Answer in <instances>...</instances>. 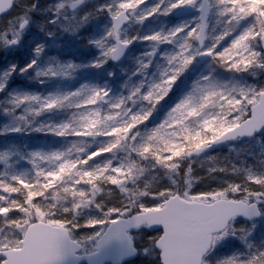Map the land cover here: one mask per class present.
<instances>
[{
	"label": "snow or ice",
	"instance_id": "obj_1",
	"mask_svg": "<svg viewBox=\"0 0 264 264\" xmlns=\"http://www.w3.org/2000/svg\"><path fill=\"white\" fill-rule=\"evenodd\" d=\"M84 3L59 0L51 22L61 17L75 20V14L68 17L65 13ZM38 4L39 0H0V24L7 25L0 30V41L19 44ZM186 6L200 12L192 24L143 37L128 34L126 25L130 23H143ZM213 13L221 18L223 30L213 37L210 46H205ZM99 15L109 16L111 26L104 36L90 41L102 50L93 63L97 68L109 59L120 60L136 39L178 42V50L168 55V67L147 91L142 81L129 95L117 99L111 97L110 88L87 84L46 97L14 96V107L5 111L13 113L28 105L27 114L19 116L28 124L32 123L29 114L39 117L65 106L76 109L70 121L42 124L35 130L78 139L66 150L32 152L28 159L35 168L33 175L0 172V264H68L71 259L83 257L92 264H103L105 250L113 243L119 244L121 259L140 254L154 264H213L209 257L229 236H238L247 251L218 259L215 264H264V247H256L249 239L264 222V173L216 156L207 158L211 161L207 176L194 175L193 167L196 157L214 144L252 137L264 130V83L232 84L205 75L163 122L143 131L157 105L198 56H210L214 63L234 72L264 69V51L255 46L264 41V0H158L150 7L148 0H109L86 13L78 23L64 27L76 32ZM242 24L246 26L237 31ZM229 37L230 43L221 47ZM44 48L43 44L36 47L37 56ZM148 55L154 56L155 49ZM37 63L33 59L21 71ZM140 63L138 71L143 72L151 60ZM80 67L71 62L50 65L39 68L37 76L71 77ZM16 68L13 64L5 73L0 91ZM139 101L147 107L134 111ZM105 105L109 106L107 110ZM24 130L23 126H6L3 131ZM98 137L104 139L98 143L90 140ZM13 155L9 150L0 151V162L8 166ZM185 161L188 163L182 168ZM207 161L199 166L204 167ZM152 169L166 170L170 182L161 184L155 176L141 181ZM229 173L236 178L214 175ZM209 177L218 179L219 186L193 191L196 183L207 182ZM101 193H105L104 199H98ZM90 208L98 214L82 220L83 210ZM239 215L246 221L238 224L235 218ZM158 226L163 230L159 231ZM83 228L96 230L78 234ZM143 229L152 233L146 242Z\"/></svg>",
	"mask_w": 264,
	"mask_h": 264
},
{
	"label": "trees",
	"instance_id": "obj_2",
	"mask_svg": "<svg viewBox=\"0 0 264 264\" xmlns=\"http://www.w3.org/2000/svg\"><path fill=\"white\" fill-rule=\"evenodd\" d=\"M28 2L31 3V0H28ZM54 2L55 0H39L37 9L31 13V20L39 21L43 27H46L47 31H44L43 33L38 32V42H36V39L34 40V45H31V47L27 46L25 58L17 65V67L20 68L18 70H21L26 65L30 64L34 58L37 59L38 63L41 65L40 67L38 66L39 68L48 67H45V62H54L52 65L66 64L70 62L76 63L80 64L81 67L77 69L71 77H67V81L71 86L70 90H64L61 92V94L80 89L85 84L89 86H101L108 84L111 88H113L111 90V97L113 99L129 95L130 92L127 86L129 83L135 80V78L132 77L135 71L131 65H134L136 60L131 59L127 62L129 59L128 58L127 60L125 59L126 61L124 60L122 63L116 65L113 64L109 59L108 62L102 67L97 68L93 66L94 61L99 58L101 54H99L95 44L85 42V37L83 34H77L76 32H72L70 30L67 31L66 35L62 33L53 34V32H49L51 28L58 27V23L60 21H65V18L61 17L56 23L51 22L54 19L52 15H55V13L52 12ZM101 16L102 15H99L90 19L87 23L83 24L82 27L84 29H88V27L91 26L90 23ZM148 22L149 20L145 22L147 26ZM6 26L7 25L2 24L1 30H3ZM244 26H246V24H242L237 28V30L240 31ZM49 33H52V35H49ZM139 36L143 37L145 36V33L142 32ZM135 41H137L138 44H136V42L133 43L134 46H132V51L137 50L140 54L145 55L152 53V49L148 48V46H150L149 40L136 39ZM230 41L231 38L229 37L222 42V45L224 44L223 46H227ZM259 43H261V41H259ZM1 44L3 45L2 41ZM39 44L45 45V48L43 53L37 56L35 49ZM29 53H32V57L31 54L29 55ZM213 64L217 67L216 73L224 76V73L227 72L228 69L214 63V61ZM39 68H37V70ZM37 70L34 67L31 68L30 76H32ZM6 71L7 70L4 69V67H0V74L2 72L5 73ZM15 75L16 73L12 72L9 79H12ZM184 75L185 74H182L176 81L171 92L164 99V103L162 100L159 105H157L155 112L144 126L143 131H147L160 124L159 121L162 120L165 110L168 109V107H172L179 99V95L188 84V79L184 81V78H186ZM158 76L159 74L155 73L154 76L150 77L149 73L147 74L146 78H151V81L155 82L160 79ZM40 78V81L34 78L36 81L41 83L36 85L34 84L35 80L29 76L16 77L14 78L13 82H10L8 87L0 92V151L9 150L15 153V155L11 157L8 166H6L5 163L0 162V172L8 170L14 172H26L28 175H33L35 168L25 155L26 150L36 149L42 150L44 152L66 150L72 145L73 142L78 139L74 136H59L52 132L35 130L42 124H62L70 121L73 118V113L76 111V109L68 106L47 111L41 114L39 117H34L29 114V119L32 120L31 124L21 120L22 126L25 129L24 131L16 132L14 134L11 132L5 133L3 131L5 129L3 123L6 122L5 118L7 115L20 116L21 114H27L28 105H22L15 112H8V114H6L5 109L14 107V105L11 103V100L15 95L48 94L52 90L55 84L53 83L55 79H49L47 82V77ZM57 78L62 79L63 76H59ZM108 107V105H105V110H107ZM145 107H147V105L143 101H139L134 105L133 110L138 111ZM103 139V137L90 138V140H94L95 143H98ZM225 146L227 148H225ZM225 146L217 148V150L210 151L208 154L202 153L200 156H216L218 160H223L227 163H235L236 165L251 169L258 173H264V152L257 148L255 137H249L247 140L238 139V141L229 142ZM122 156L123 154H121V157ZM47 163L50 164V162ZM187 163L188 161H185V164L182 165V168L185 167ZM196 165L197 164L193 165V167L196 169L194 175L204 176L206 173L199 172L200 170ZM150 171L146 172L145 175L141 177V181H143L150 174ZM227 178L234 179L236 177L229 173L227 174ZM116 190L118 191V189ZM104 198L105 193H101V195L98 197V199ZM109 202H112V200H109ZM83 212L84 214L81 217L82 220L89 215L98 214L94 208L84 209ZM228 255H231V253Z\"/></svg>",
	"mask_w": 264,
	"mask_h": 264
},
{
	"label": "rangeland",
	"instance_id": "obj_3",
	"mask_svg": "<svg viewBox=\"0 0 264 264\" xmlns=\"http://www.w3.org/2000/svg\"><path fill=\"white\" fill-rule=\"evenodd\" d=\"M58 2H59V0H55V2H54V7L52 8L53 13H55L54 9H55V6L57 5ZM106 2H109V0H85L84 5L82 7H80L79 9H77L75 11L69 9L65 13V15H68V17H72L75 14V17H76L75 20H69V19H65V21L62 20L58 23V27L51 28L49 32H53V34L62 33V34L66 35L67 31H69V30H66L64 25H67L68 23H71V24L78 23L79 19L81 17H83L86 13L93 11L99 5L104 4ZM157 2H158V0H148V6L149 7L153 6ZM175 10L169 15L158 14L157 16L150 17L148 19L149 20L148 26L145 24L146 21H144L143 23H136V22L131 23L127 27L128 34L135 36L137 34L140 35L143 32V33H145V35H149L153 32H157V31H162V32L166 33V32L171 31L174 28L179 27L183 24H192L196 20V18L198 17L197 15H194V16L189 17L188 19L178 21L174 17ZM52 17L55 18L56 13H55V15H52ZM210 20L211 21L209 23L208 39L206 41L207 42L206 46H210L214 42L213 37H215L220 31L223 30V23L221 22V18L217 14L213 13L211 15ZM90 24H91V26L88 27V29H84L82 26H80L78 31H76V33L77 34H83L85 37V39H84L85 42L90 43V44H94V43H91L90 41H92L94 39H99L102 36H104L106 31L108 30V28H110V26H111V21H110L109 16L102 15L98 19L96 18L95 20H93ZM1 26H2V24H0V30H1ZM44 31H47L45 26L43 27V25L39 21L31 20L28 28L23 32V35H22L21 40H20L22 42V44H21V47H19V49L13 50L10 48L9 45H5L4 42L2 41L3 45H4L3 46L1 44V41H0V67H4V69L7 70L6 72H8V71H10L11 66L13 64L18 65V63L22 62V60L25 58L26 53H27V50H26L27 46L31 47V45H34L35 44L34 40H36V39H37L36 42H38V38H39L38 32L43 33ZM39 42H41V41H39ZM134 42H136V44H138L137 41L134 40L133 43ZM149 42H150L149 43L150 46H148V48L152 49V52L155 49V55L154 56L140 54L137 50H133L125 58L126 60L129 58L127 60V62L130 61L131 59L136 60L134 62V65H131L133 70L135 71V73L132 75V77H134L135 80L133 82L129 83V85L127 86V88L129 89V92H131V90L134 87L139 86L142 81L145 82L144 91H147L149 85L151 83H153V81H151L152 80L151 78L150 79L146 78L147 74L150 73V77H152L155 75V73H158L159 74L158 78H161L162 73L168 67V62H167L168 55H171L175 51L178 50V42H164V43H160V42H156V41H149ZM133 43H132V45L134 46ZM39 45H41V44H39ZM223 45H221V47H223ZM255 46L257 47L258 50L264 51L262 48V43L257 42V44ZM96 47H97L99 54H101L102 50L97 45H96ZM30 54L32 57V53H29V55ZM142 60L145 62L151 60V64L145 71L140 72V71H138V69H140V67H141L140 62ZM52 64H54V62H47V63L45 62V67L50 66ZM38 66L40 67L41 65L39 63H37V65L34 68H36V70H37V68H39ZM18 69H20V68L19 67L16 68V71L14 72V73H16V75L13 76L12 79L7 78V86L6 87L9 86L10 82L14 81V78L20 77V76H22V77L29 76L30 78H32V79L36 78L39 81L41 79L39 76H37V71L32 75L34 77L33 78L32 76H30L31 69H28V71H26V72H22L21 70H18ZM216 69H217V67L214 66L213 59H211L207 63H201L200 58L198 56L197 59L192 63V65L183 73V74H185L184 76L186 77V78H184V81L186 79H188L187 80L188 84L185 86V89L179 95V97H178L179 99L176 101V103H178L181 99H183L189 93L193 92L197 82L200 81L203 76L209 75V74H212L216 80H218L220 82H225V83H232V84L238 83L241 85H253V84L264 83V69L257 68V69H253V70L243 72V73L227 70V72L224 73V76L217 74ZM5 73L2 72L0 74V82H3L5 80ZM53 78L55 79L53 82L55 84H54L52 90L48 94H40L41 96L46 97L50 94H61V92L64 90H70L71 86L67 81V77H65L66 82H65L64 77L62 79H58L57 77H47V82L49 79H53ZM39 81L35 80L34 84H36V85L41 84ZM100 87H108L111 90L113 89L108 84L101 85ZM163 103H164V100H163ZM175 104L172 107H170V108L168 107V109L165 110L164 115L162 117V120H160L159 123L163 122V120H165L167 118L170 111L175 107ZM6 114H8V112H6ZM5 119H6V122L3 123L4 127L7 126L8 128H15L17 126H22L21 120L19 119V116H17V115H9V116L7 115V117ZM9 132H11L12 134L16 133V132H12V131H9ZM255 138H256L257 148L261 149L264 152V144H263V142H264V130L261 131L260 135L258 137H255ZM225 148H227V147L225 146ZM34 151H37V150L36 149L26 150L25 155L27 156V158L30 157L31 153ZM208 152H210V151H206L207 154H208ZM208 157H211V156L210 155H206V156H202V155L200 156L199 155L198 157H196V160H197L196 166H197V168H199V170H200L199 172H205L206 173L204 176H207L208 165L211 164V161L206 160V158H208ZM28 160H30V159H28ZM202 161H207V163L205 164L204 167L199 166L200 162H202ZM214 175L219 176L221 178L228 179L227 175H225V174H214ZM154 176L156 177V180L159 181V183H161V184H166V183L170 182V179L166 174V170H164V169H152V171H150V174L143 181L152 180ZM217 186H219V180L214 179L212 177H209L207 182L196 183L193 191L208 189V188L217 187ZM236 222L239 224V223L245 222V220H238ZM97 227H99V226H97ZM94 230H96V229H94V228H83V229L78 230V234H83L85 232H91ZM150 234H152V233H150ZM147 235L148 234L145 233V236H144L145 240H143V242H146ZM249 239L254 242V245L256 247H264V222H261L258 225L256 231L253 233L252 237H250ZM139 242L142 243V241H139ZM217 248H219L218 253H216V252L213 253L209 258V259L213 260V264H215V261L218 259H221V258L226 257V256H230V255H228L229 253H231V255H232V254L237 253L239 251H247V247H246L245 243L242 240H240V238L238 236H229V237L225 238L224 240H222L217 245ZM219 253L221 255H219ZM146 258H148V257L141 255L139 261L135 264H142V263L154 264V262H152Z\"/></svg>",
	"mask_w": 264,
	"mask_h": 264
},
{
	"label": "water",
	"instance_id": "obj_4",
	"mask_svg": "<svg viewBox=\"0 0 264 264\" xmlns=\"http://www.w3.org/2000/svg\"><path fill=\"white\" fill-rule=\"evenodd\" d=\"M80 6L81 5H79L78 7H80ZM196 11L197 10H195V8L192 7V6L182 7V8H179L178 10H176L175 17L178 20L179 19H185V18H188L191 14L195 13ZM199 14H200V12H199ZM262 43H263V48H264V41H262ZM205 45H206V42H205ZM17 46H18V44L11 45V47H13V48H16ZM130 47H131V45H129L126 48L125 53L121 57L120 60L117 61V60L111 59L112 62H114V63L121 62L126 57V55L128 54V52L130 50ZM210 58H212V57H210V56H200L201 63H206ZM261 131H258L254 136H258ZM239 138L240 139H247V138H249V136H244V137H239ZM239 138L230 139V140H226V141H222L220 143L214 144L211 148L207 149L206 151L215 150L218 147H221V146L227 144V142L235 141V140H238ZM239 216H243V215H239ZM158 229H162L163 230V226H158ZM133 230H135V229H132L130 231H133ZM136 256L137 255L130 256V257H125V258L121 259L120 258L121 257L120 246H119L118 243H113L112 245L109 246V248H107L105 250V259L103 260V264H121V263H124V262H126L128 260L134 259ZM84 263L85 264H92V262L87 257H83V258H81L79 260L71 259L68 262V264H84Z\"/></svg>",
	"mask_w": 264,
	"mask_h": 264
},
{
	"label": "flooded vegetation",
	"instance_id": "obj_5",
	"mask_svg": "<svg viewBox=\"0 0 264 264\" xmlns=\"http://www.w3.org/2000/svg\"><path fill=\"white\" fill-rule=\"evenodd\" d=\"M239 220H245V219H239ZM246 221V220H245ZM137 230H135L134 232H136ZM143 231L145 232V233H147V234H150L151 233V231L149 230V229H143ZM159 231H162V230H159ZM143 240H145V238L143 237ZM138 244H141L139 241L137 242ZM218 251H219V248H217V246H216V248H215V250L212 252V254L213 253H218ZM211 254V255H212ZM219 255H221L220 253H219ZM210 258V257H209ZM139 261V258L137 259V260H135V261H132V262H128V263H124V264H135V263H137ZM142 264H144V263H142Z\"/></svg>",
	"mask_w": 264,
	"mask_h": 264
}]
</instances>
